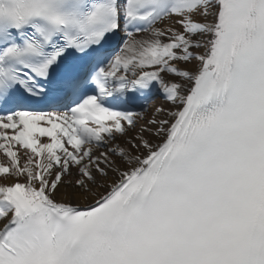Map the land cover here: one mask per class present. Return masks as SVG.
<instances>
[{
    "label": "snow or ice",
    "instance_id": "1",
    "mask_svg": "<svg viewBox=\"0 0 264 264\" xmlns=\"http://www.w3.org/2000/svg\"><path fill=\"white\" fill-rule=\"evenodd\" d=\"M0 264H264V0H0Z\"/></svg>",
    "mask_w": 264,
    "mask_h": 264
}]
</instances>
